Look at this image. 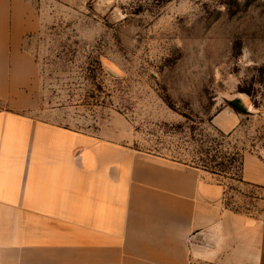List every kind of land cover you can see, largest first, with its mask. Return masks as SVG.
<instances>
[{"label":"rangeland","instance_id":"1","mask_svg":"<svg viewBox=\"0 0 264 264\" xmlns=\"http://www.w3.org/2000/svg\"><path fill=\"white\" fill-rule=\"evenodd\" d=\"M35 16L39 27L25 40L36 63L26 103L17 94L20 104L0 100V108L39 124L31 140L45 155L66 153L53 128L105 139L200 168L222 188L226 208L264 218V0H38ZM235 97L246 110L231 105ZM224 108L239 120L229 131L214 122ZM245 155L257 159L251 176L261 173V182L245 180ZM21 188L0 185V264L71 257L33 250L25 260L24 240L44 233L24 239V228H84L87 218L72 224L63 203Z\"/></svg>","mask_w":264,"mask_h":264},{"label":"crops","instance_id":"2","mask_svg":"<svg viewBox=\"0 0 264 264\" xmlns=\"http://www.w3.org/2000/svg\"><path fill=\"white\" fill-rule=\"evenodd\" d=\"M37 1L0 0V100L13 105L20 104L15 95L28 97L25 88L36 69L25 40L39 27ZM5 108H0V185L18 184L31 198L63 203L72 224L87 218L84 228H24V239L44 233L24 240L25 260L28 251L31 256L33 250L56 249L72 255L59 264H264V218L226 208L222 188L204 181L202 169L54 128L50 136L58 134L66 153L47 156L46 146L31 140L32 126L39 124L15 107ZM214 122L229 131L239 120L224 108ZM16 134L23 138L19 146L9 143ZM50 151L57 153L56 146ZM52 160L55 166L43 167ZM254 164V156H244V178L261 182V173L251 176ZM31 263L42 264V258Z\"/></svg>","mask_w":264,"mask_h":264},{"label":"water","instance_id":"3","mask_svg":"<svg viewBox=\"0 0 264 264\" xmlns=\"http://www.w3.org/2000/svg\"><path fill=\"white\" fill-rule=\"evenodd\" d=\"M230 103L235 108L246 110V107L243 104L242 99L240 97H235V98L230 99Z\"/></svg>","mask_w":264,"mask_h":264},{"label":"trees","instance_id":"4","mask_svg":"<svg viewBox=\"0 0 264 264\" xmlns=\"http://www.w3.org/2000/svg\"><path fill=\"white\" fill-rule=\"evenodd\" d=\"M219 133L221 134V136L226 137V134H224L223 132L219 131Z\"/></svg>","mask_w":264,"mask_h":264}]
</instances>
